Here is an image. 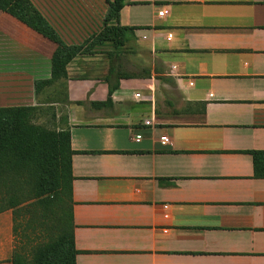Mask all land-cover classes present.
<instances>
[{"label":"crops","instance_id":"1","mask_svg":"<svg viewBox=\"0 0 264 264\" xmlns=\"http://www.w3.org/2000/svg\"><path fill=\"white\" fill-rule=\"evenodd\" d=\"M31 1L83 51L37 95L56 44L0 0V106L68 117L77 264H264V0H125L109 22L107 0ZM118 24L132 75L106 105ZM27 208L0 213V264L46 240Z\"/></svg>","mask_w":264,"mask_h":264},{"label":"trees","instance_id":"2","mask_svg":"<svg viewBox=\"0 0 264 264\" xmlns=\"http://www.w3.org/2000/svg\"><path fill=\"white\" fill-rule=\"evenodd\" d=\"M107 1V22L119 20L125 0ZM6 12L56 44L51 77L36 81L37 95L45 86L67 78V65L83 51V46L68 45L31 0H11ZM128 29L120 24L114 27L106 105L112 103L120 79L132 75L122 68ZM37 110L35 106H0V213L29 203V226L33 224L34 230L39 227L46 240L35 248L28 264H77L71 127L67 116L57 121L53 110V127L37 123ZM252 154L257 176H264V151ZM13 264L26 263L15 258Z\"/></svg>","mask_w":264,"mask_h":264},{"label":"rangeland","instance_id":"3","mask_svg":"<svg viewBox=\"0 0 264 264\" xmlns=\"http://www.w3.org/2000/svg\"><path fill=\"white\" fill-rule=\"evenodd\" d=\"M61 96V97H60ZM62 88L60 85L55 84L54 87H49V92L46 93V96L43 98L46 103L56 101L57 99L62 98ZM38 108L37 110V118L35 121L37 123H42L44 125H47L49 127H53V118H52V108L55 107L53 105L47 104V105H39L35 106Z\"/></svg>","mask_w":264,"mask_h":264},{"label":"built area","instance_id":"4","mask_svg":"<svg viewBox=\"0 0 264 264\" xmlns=\"http://www.w3.org/2000/svg\"><path fill=\"white\" fill-rule=\"evenodd\" d=\"M166 13H167V10L165 8H162L161 10H159V16H164ZM140 96H141L140 93L136 94V97H140ZM146 124H151V121L147 120ZM136 137H137V140L139 141L142 138V135L141 134H137ZM162 141H163L164 144H166V142H168L169 139H168L167 136H162Z\"/></svg>","mask_w":264,"mask_h":264}]
</instances>
